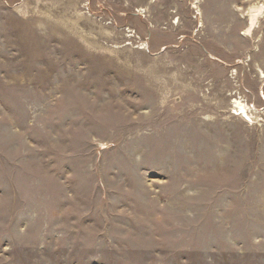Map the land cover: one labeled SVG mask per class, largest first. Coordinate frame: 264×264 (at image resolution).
<instances>
[{
    "label": "rangeland",
    "instance_id": "rangeland-1",
    "mask_svg": "<svg viewBox=\"0 0 264 264\" xmlns=\"http://www.w3.org/2000/svg\"><path fill=\"white\" fill-rule=\"evenodd\" d=\"M0 264H264V0H0Z\"/></svg>",
    "mask_w": 264,
    "mask_h": 264
},
{
    "label": "bare ground",
    "instance_id": "bare-ground-1",
    "mask_svg": "<svg viewBox=\"0 0 264 264\" xmlns=\"http://www.w3.org/2000/svg\"><path fill=\"white\" fill-rule=\"evenodd\" d=\"M255 15H256V13L255 12H251L250 14H249V27L253 24V22H254V18H255ZM248 30H249V28H248ZM246 31V30H245ZM247 32V31H246ZM249 32V31H248ZM234 102L236 103V105H237V107L238 108H241V109H243L244 108V105L240 102V101H238V100H234ZM243 111V110H242ZM245 111V110H244Z\"/></svg>",
    "mask_w": 264,
    "mask_h": 264
}]
</instances>
